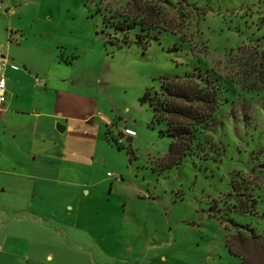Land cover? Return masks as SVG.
Masks as SVG:
<instances>
[{
  "label": "rangeland",
  "instance_id": "rangeland-1",
  "mask_svg": "<svg viewBox=\"0 0 264 264\" xmlns=\"http://www.w3.org/2000/svg\"><path fill=\"white\" fill-rule=\"evenodd\" d=\"M167 1L198 11L179 18L155 3L178 33L142 28L130 0H13L7 49L28 59L18 70L37 78L56 109L40 104L35 123L26 112L6 121L1 155L28 161L33 178L18 184L0 172V211L36 207L33 191L50 207L78 211L96 264H237L228 247L260 264V245L235 232L256 220L232 205L250 196L264 216V0ZM195 67L216 78L219 105L168 166L170 139L150 125L140 96ZM251 83L257 91L244 88ZM123 127L135 136L121 137Z\"/></svg>",
  "mask_w": 264,
  "mask_h": 264
},
{
  "label": "crops",
  "instance_id": "crops-1",
  "mask_svg": "<svg viewBox=\"0 0 264 264\" xmlns=\"http://www.w3.org/2000/svg\"><path fill=\"white\" fill-rule=\"evenodd\" d=\"M16 7L18 6L13 4V0H0V39H3L5 45L1 51L3 45L0 43V55L13 63L17 61L27 63L28 59L25 56L17 51H10L6 46L10 33L14 32L7 18L16 13ZM4 31L6 35L3 38ZM4 76L6 99L0 104V112H7V116L0 123V139L6 130V121L19 120L26 112V116L31 117L35 123L39 115L45 113L40 110V104L41 107L50 105V110L53 111L56 109L54 101L47 100L45 89L39 88L36 85L37 81L33 83L29 75L20 70L6 69ZM66 129L64 126L63 131ZM119 132L121 134V130ZM30 145H33L32 141ZM51 146L49 144L46 147ZM10 151L16 153L15 150ZM28 171V161L22 160L19 156L12 161L5 160L0 149L1 173L11 175L18 184H23L28 178H33V173ZM33 196L34 200H38L34 208H15L8 211V214L6 210L0 211V264H96L83 248L85 235L80 236L78 211L72 214L70 210L50 207L46 201H51L46 199L45 194L33 191L30 199H33ZM72 216L74 221L71 219Z\"/></svg>",
  "mask_w": 264,
  "mask_h": 264
},
{
  "label": "trees",
  "instance_id": "trees-1",
  "mask_svg": "<svg viewBox=\"0 0 264 264\" xmlns=\"http://www.w3.org/2000/svg\"><path fill=\"white\" fill-rule=\"evenodd\" d=\"M130 1L131 3H128V7L135 8L143 14V17L138 21L142 28L158 29L159 32L169 31L178 33L180 29L173 21L165 22V19L162 20L160 18V10L154 11L155 3L167 9L174 10L179 18L184 12L185 14L189 13V15L198 12L194 7H189L188 5L183 6L180 2L172 4L167 0H149L143 3H140V0ZM130 18L132 19V23H134L135 19L132 17ZM132 23H127L124 26V30L131 29L133 27ZM124 27L123 25L116 26V28L120 30ZM216 81V78L208 71H202L195 67L192 71L185 73L181 77H161L159 79V89L157 91L152 90V97L149 96L150 89L144 91L140 96V100L147 102L151 108L152 117L150 125L154 126L161 124L162 128L159 129L158 132L161 135H166L170 139L164 157L168 166L176 165L181 161L190 149L191 143L195 139L197 129L204 124L218 108V84ZM244 88L248 91L258 90L256 83H251ZM127 138L130 139L129 137ZM230 188L235 192L233 184ZM248 197L250 196H246L245 198V206H242V204H245V202H243L245 200H243L238 207H235V204H233L232 211L238 213V216L247 215L250 219H255V226L243 228L242 225H237L239 230L237 229L235 232L238 235L242 232L246 233L245 236L251 241L258 243L264 253V216L261 218V216L257 217L254 215L256 213L254 207L256 200ZM262 214H264V211ZM257 230L261 233H256ZM228 252L239 258L237 264H250L245 257L231 251L229 247ZM260 264H264V258Z\"/></svg>",
  "mask_w": 264,
  "mask_h": 264
},
{
  "label": "built area",
  "instance_id": "built-area-1",
  "mask_svg": "<svg viewBox=\"0 0 264 264\" xmlns=\"http://www.w3.org/2000/svg\"><path fill=\"white\" fill-rule=\"evenodd\" d=\"M0 49H1V45H0ZM6 69L15 71V70H18V67L16 66L15 63H13L10 60L5 59L4 57L0 55V104H2L6 99L5 83L3 79V75ZM34 81H37V78H34ZM121 135L131 138L135 136V131L132 130L131 128L123 127V129L121 130Z\"/></svg>",
  "mask_w": 264,
  "mask_h": 264
},
{
  "label": "water",
  "instance_id": "water-1",
  "mask_svg": "<svg viewBox=\"0 0 264 264\" xmlns=\"http://www.w3.org/2000/svg\"><path fill=\"white\" fill-rule=\"evenodd\" d=\"M55 130H56L57 132H62V131L64 130V126H62V125L59 124V123H56V124H55Z\"/></svg>",
  "mask_w": 264,
  "mask_h": 264
}]
</instances>
